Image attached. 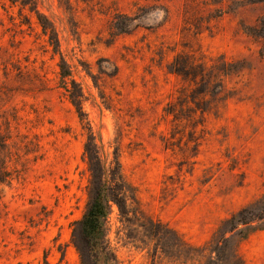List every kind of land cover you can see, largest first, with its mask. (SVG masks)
Listing matches in <instances>:
<instances>
[{
    "label": "rangeland",
    "instance_id": "rangeland-1",
    "mask_svg": "<svg viewBox=\"0 0 264 264\" xmlns=\"http://www.w3.org/2000/svg\"><path fill=\"white\" fill-rule=\"evenodd\" d=\"M0 134V264H264V0H0Z\"/></svg>",
    "mask_w": 264,
    "mask_h": 264
},
{
    "label": "trees",
    "instance_id": "trees-1",
    "mask_svg": "<svg viewBox=\"0 0 264 264\" xmlns=\"http://www.w3.org/2000/svg\"><path fill=\"white\" fill-rule=\"evenodd\" d=\"M63 74L64 73H61L62 78L65 77ZM92 139L93 141H90L89 145L88 143L85 145L84 154L87 156V164L93 180L95 179L98 181V184L100 185H98V187H96L95 191L92 193L91 202L88 205L82 220L79 222V225L82 228L86 247L89 250L99 251L105 239V229L110 210V201L108 200L105 193L107 186V181L105 180L107 169L106 161H102L98 152L99 148L95 144L94 137ZM9 141L10 136L0 134V185L9 184L11 181L8 165L10 162L9 158L11 156V146ZM112 170H114L112 175L114 185L119 188L121 195H129V191L120 171V164L117 160L114 161ZM130 198L131 200H135L133 197H131V195ZM237 216L234 215L231 219H229V221H233L235 224L232 228L233 230H235L238 226L242 227L238 233L240 242L246 240L250 235L258 231H264V218H259L257 216L245 217V220H243L240 218L237 219ZM75 247L80 252V249L76 243ZM236 256L237 255L235 254L233 258L237 261H235V263L230 262L229 264H242V261Z\"/></svg>",
    "mask_w": 264,
    "mask_h": 264
}]
</instances>
